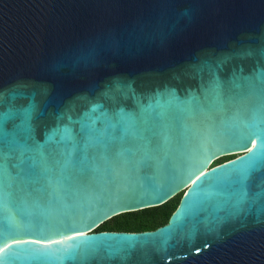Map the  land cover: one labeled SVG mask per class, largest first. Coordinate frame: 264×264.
Returning a JSON list of instances; mask_svg holds the SVG:
<instances>
[{
	"label": "water",
	"instance_id": "95a60500",
	"mask_svg": "<svg viewBox=\"0 0 264 264\" xmlns=\"http://www.w3.org/2000/svg\"><path fill=\"white\" fill-rule=\"evenodd\" d=\"M181 193L155 231H96ZM0 245L264 264V0H0Z\"/></svg>",
	"mask_w": 264,
	"mask_h": 264
},
{
	"label": "trees",
	"instance_id": "16d2710c",
	"mask_svg": "<svg viewBox=\"0 0 264 264\" xmlns=\"http://www.w3.org/2000/svg\"><path fill=\"white\" fill-rule=\"evenodd\" d=\"M236 156L218 160L214 166L234 159ZM184 193L179 194L167 203L136 212L124 213L102 224L97 232H147L155 231L169 223L172 215L178 209Z\"/></svg>",
	"mask_w": 264,
	"mask_h": 264
},
{
	"label": "snow or ice",
	"instance_id": "6c2138e0",
	"mask_svg": "<svg viewBox=\"0 0 264 264\" xmlns=\"http://www.w3.org/2000/svg\"><path fill=\"white\" fill-rule=\"evenodd\" d=\"M12 245H8V247H11ZM5 251V248L2 246V245H0V253H2V252H4Z\"/></svg>",
	"mask_w": 264,
	"mask_h": 264
},
{
	"label": "bare ground",
	"instance_id": "6f19581e",
	"mask_svg": "<svg viewBox=\"0 0 264 264\" xmlns=\"http://www.w3.org/2000/svg\"><path fill=\"white\" fill-rule=\"evenodd\" d=\"M250 150H252V149H250ZM202 174H203V173H202ZM202 174H200V176H201Z\"/></svg>",
	"mask_w": 264,
	"mask_h": 264
},
{
	"label": "rangeland",
	"instance_id": "374dc122",
	"mask_svg": "<svg viewBox=\"0 0 264 264\" xmlns=\"http://www.w3.org/2000/svg\"><path fill=\"white\" fill-rule=\"evenodd\" d=\"M238 155H236V157H237Z\"/></svg>",
	"mask_w": 264,
	"mask_h": 264
}]
</instances>
